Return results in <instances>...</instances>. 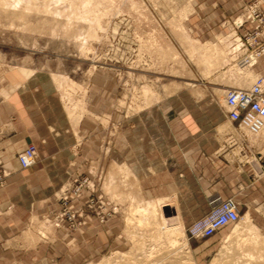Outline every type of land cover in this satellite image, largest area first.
I'll return each mask as SVG.
<instances>
[{"label":"rangeland","instance_id":"obj_1","mask_svg":"<svg viewBox=\"0 0 264 264\" xmlns=\"http://www.w3.org/2000/svg\"><path fill=\"white\" fill-rule=\"evenodd\" d=\"M78 5L70 22L51 10L0 9V96L7 83L41 87L70 145L58 191L38 206L10 209L14 222L0 211V264H264L262 192H235L238 220L193 238L172 197L158 198L167 191L161 171L175 162L135 157L136 136L197 133L222 137L206 155L208 179L214 161L225 175L236 161L255 168L264 128L239 130L221 95L264 74V0ZM0 167L3 187L10 170L1 160ZM223 190L232 196L229 181ZM147 201L153 208L142 211ZM170 222L180 223L178 232L168 233ZM7 246L12 255H2Z\"/></svg>","mask_w":264,"mask_h":264},{"label":"crops","instance_id":"obj_2","mask_svg":"<svg viewBox=\"0 0 264 264\" xmlns=\"http://www.w3.org/2000/svg\"><path fill=\"white\" fill-rule=\"evenodd\" d=\"M6 90V96H0V160L10 174L6 176L4 186L0 187V211L6 209L1 214L3 217L9 216L10 209L16 212L38 206L58 191L63 180L62 161L70 158V145L62 143V127L57 126L55 105L48 103L42 88L33 86L16 90L15 86L7 83ZM173 122L167 123L171 125ZM181 126L185 127L183 122ZM221 138L197 133L135 137L136 159L156 156L175 162V169L161 171L167 176V191L165 195L159 193L158 198L171 196L170 202H175L186 222L192 223L206 214L211 200L225 199L223 187L226 181H229L232 199L233 194L239 191H246L247 197L262 192L264 198V174L256 163L254 168L233 162L229 175H225L222 161H214V174L209 176L211 180L208 179L203 169L208 162L206 155L217 150ZM27 144L34 145L37 159L31 166L21 168L16 156ZM136 167H139L138 163ZM135 173L138 177V171ZM24 193L29 199L25 200ZM237 208L240 210L239 202ZM3 220L14 222L9 217ZM7 241L9 243L8 237ZM8 247L1 252L2 255H12Z\"/></svg>","mask_w":264,"mask_h":264},{"label":"built area","instance_id":"obj_3","mask_svg":"<svg viewBox=\"0 0 264 264\" xmlns=\"http://www.w3.org/2000/svg\"><path fill=\"white\" fill-rule=\"evenodd\" d=\"M227 119L239 130L245 129L257 134L264 127V74L258 75L245 89L229 88L224 96ZM258 155V169L264 174V148ZM21 168H26L36 161L34 145L26 146L17 154ZM5 171L0 167V183ZM209 211L193 221L187 231L190 237L204 238L214 234L219 228L238 220L239 210L231 197L213 199Z\"/></svg>","mask_w":264,"mask_h":264},{"label":"bare ground","instance_id":"obj_4","mask_svg":"<svg viewBox=\"0 0 264 264\" xmlns=\"http://www.w3.org/2000/svg\"><path fill=\"white\" fill-rule=\"evenodd\" d=\"M85 1V3L88 1L89 2V0H84ZM91 1V0H90ZM81 2V1H80ZM78 3H79V0H0V6L2 5V8L0 7V9H3L4 11H5V8H3V6L4 7H6L7 9H8V7H11L12 9H16V8H23L24 9V11H26L25 9H29V10H31V8H32V10H33V8H35L36 10H38V11H43V12H49L50 10L53 12L52 14L53 15H57V16H59V15H65L66 17H67V19H68V22H70L71 21V19L73 18V17H76L78 14H77V8H78ZM80 5H82V4H80ZM85 5V4H84ZM92 6V5H91ZM90 6V7H91ZM81 7V6H80ZM85 7V6H84ZM90 7H89V9H87V10H89L90 11ZM87 8H88V6H87ZM94 8H96V7H94ZM34 9V10H35ZM11 10V9H10ZM21 10V9H20ZM20 10H18V11H20ZM35 10V11H36ZM92 10H93V8H92ZM105 10H107V9H105ZM7 11V10H6ZM17 11V10H16ZM18 11H17V17H20V15L18 16ZM22 11V10H21ZM94 11V10H93ZM11 12V11H10ZM23 12V11H22ZM91 12V11H90ZM89 12V13H90ZM11 13H13V12H11ZM24 13V12H23ZM23 13H21L20 12V14H23ZM77 14V15H76ZM12 15H14V14H12ZM15 15H16V13H15ZM23 16H24V14H23ZM22 16V17H23ZM101 16V15H100ZM98 17V16H97ZM24 18V17H23ZM96 20H99V19H96ZM92 23H94V22H92ZM98 23V22H97ZM94 25H97V24H94ZM90 29V28H89ZM88 29V30H89ZM91 29H93V28H91ZM91 29L89 30V32L91 31ZM89 32H87V33H89ZM91 34V32L89 33V35ZM26 71V70H25ZM24 75H25V73H24ZM28 75V74H27ZM258 76V75H257ZM256 76V77H257ZM255 77V78H256ZM255 78H254V80H255ZM55 79L58 81V85L59 86H61L62 87V89H64L63 88V86H64V82H65V80L63 79V78H60V77H55ZM253 80V81H254ZM252 81V82H253ZM252 82H251V84H252ZM66 83V82H65ZM56 84V83H55ZM251 84H249V86L251 85ZM249 86H247V87H245V88H248ZM57 87V86H56ZM60 88V87H59ZM245 88H234V89H245ZM65 90V89H64ZM221 91V94L224 92V90L223 89H220ZM226 91L227 90H225V93H224V95L222 94H220L221 95V97L223 96V103H224V105H225V102H224V96H225V94H226ZM60 92H61V90H60ZM62 93V92H61ZM65 94L67 95V92L65 93L64 91H63V95L62 96H65ZM219 95V96H220ZM76 104V103H75ZM226 107V106H225ZM68 113L69 114H67L68 116H70L71 118H73V119H75V115H74V113H73V111L71 110V109H68ZM77 118V117H76ZM264 128V127H263ZM262 128V129H263ZM261 129V130H262ZM242 130H244V131H246V132H248L249 134H252L251 132H249L248 130H245V129H242ZM260 130V131H261ZM259 131V132H260ZM258 132V133H259ZM257 133V134H258ZM253 135H256V134H253ZM260 153V152H259ZM257 158V157H256ZM257 164V163H256ZM165 200V199H164ZM161 201V200H160ZM160 201H158L157 200V202H160ZM151 202H154V201H147V205L146 206H141L140 204H137V206L138 205H140L139 207H140V209L143 211V210H149V208H153V203H151ZM137 203H138V201H137ZM141 203V202H140ZM166 202H164V204H165ZM163 205V204H162ZM168 205V204H167ZM164 206V205H163ZM138 207V208H139ZM143 207V208H142ZM138 208H136V209H138ZM160 208H161V206H160ZM165 208V207H164ZM139 210V209H138ZM140 211V210H139ZM141 211V212H142ZM151 211V210H150ZM145 212H147V211H145ZM154 212V211H153ZM178 222V221H177ZM180 224V223H179ZM179 224H177V223H172L171 224V222H170V224H168L167 226H166V229H167V231H168V233L170 232V233H176V232H178L177 231V228H178V225ZM180 227V226H179ZM165 229V228H164ZM166 229H165V231H166ZM226 231V230H225ZM226 233V232H225ZM234 232H232V230L229 232V234L227 235V234H225V237H226V235H227V237H229V236H231L232 234H233ZM178 236V235H177ZM172 238V237H171ZM172 240H174V239H172ZM171 241V240H170ZM172 243V242H171ZM173 243H175V242H173Z\"/></svg>","mask_w":264,"mask_h":264}]
</instances>
